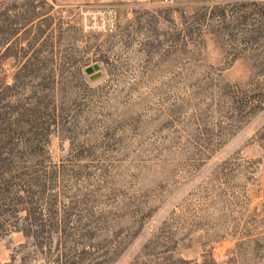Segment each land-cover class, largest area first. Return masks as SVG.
Listing matches in <instances>:
<instances>
[{"label":"rangeland","instance_id":"374dc122","mask_svg":"<svg viewBox=\"0 0 264 264\" xmlns=\"http://www.w3.org/2000/svg\"><path fill=\"white\" fill-rule=\"evenodd\" d=\"M0 264H264V0H0Z\"/></svg>","mask_w":264,"mask_h":264},{"label":"trees","instance_id":"16d2710c","mask_svg":"<svg viewBox=\"0 0 264 264\" xmlns=\"http://www.w3.org/2000/svg\"><path fill=\"white\" fill-rule=\"evenodd\" d=\"M30 197L31 196H29L28 197V199H26L23 203L24 204H26V208H25V210H26V217L28 218V219H33L34 221H37L39 218L38 217H36L37 216V214H38V212H36L35 211V209L31 206L30 207V204H31V202H32V200H30ZM32 224V223H31ZM30 225V224H29ZM40 226H43V224L41 225L40 224ZM31 230L32 229H28V232L29 233H31Z\"/></svg>","mask_w":264,"mask_h":264},{"label":"water","instance_id":"95a60500","mask_svg":"<svg viewBox=\"0 0 264 264\" xmlns=\"http://www.w3.org/2000/svg\"><path fill=\"white\" fill-rule=\"evenodd\" d=\"M97 67V66H96ZM91 69H89L88 71L90 72Z\"/></svg>","mask_w":264,"mask_h":264}]
</instances>
